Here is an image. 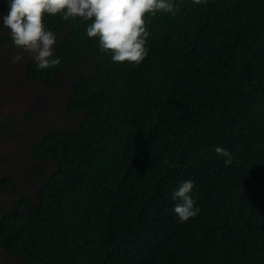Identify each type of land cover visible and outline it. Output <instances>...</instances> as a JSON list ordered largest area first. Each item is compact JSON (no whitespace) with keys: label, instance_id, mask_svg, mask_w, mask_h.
<instances>
[{"label":"trees","instance_id":"obj_1","mask_svg":"<svg viewBox=\"0 0 264 264\" xmlns=\"http://www.w3.org/2000/svg\"><path fill=\"white\" fill-rule=\"evenodd\" d=\"M176 3L150 17L137 66L101 53L79 18H44L60 64L29 59L24 79L54 88L78 70L60 124L27 139L34 194L0 181L16 196L0 217L6 253L26 264H264V0ZM14 125L0 116L8 137ZM188 178L199 211L180 223L172 193Z\"/></svg>","mask_w":264,"mask_h":264},{"label":"clouds","instance_id":"obj_2","mask_svg":"<svg viewBox=\"0 0 264 264\" xmlns=\"http://www.w3.org/2000/svg\"><path fill=\"white\" fill-rule=\"evenodd\" d=\"M7 12L0 16V26L10 32L13 45L28 52L39 70L60 64L56 55V33L43 22L46 16L59 15L63 20L86 22L88 38L98 42L99 51L109 55L114 63L139 65L149 54L150 17L159 13L175 14L176 0H4ZM19 62L18 54L13 58ZM213 151L228 165L233 156L223 145H213ZM167 163V161H165ZM194 180L188 178L173 191L177 203L172 212L178 222H187L197 214L199 206L192 193Z\"/></svg>","mask_w":264,"mask_h":264},{"label":"rangeland","instance_id":"obj_3","mask_svg":"<svg viewBox=\"0 0 264 264\" xmlns=\"http://www.w3.org/2000/svg\"><path fill=\"white\" fill-rule=\"evenodd\" d=\"M8 35L9 30L0 29V37ZM18 54L21 60L14 62L13 58ZM29 59H33L30 53L19 51L11 42L0 46V116L11 117L15 124L9 137L7 132L0 131V181L6 176H11L17 181L18 193L34 194L39 181L30 176L29 169L33 159L26 143L43 132L46 123L60 124L55 114H65L63 109L70 93L69 76L78 68H70L57 87L51 88L43 83L28 82L24 79V67ZM29 111L37 115L34 123L21 119ZM73 120L72 116L68 118L69 123ZM43 165L48 171L54 167L51 160ZM12 194L0 188V217L12 205L16 197ZM0 264L26 263L9 255L0 247Z\"/></svg>","mask_w":264,"mask_h":264}]
</instances>
